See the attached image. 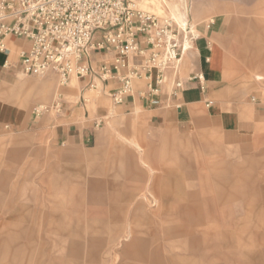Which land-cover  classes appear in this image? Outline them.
<instances>
[{
    "label": "rangeland",
    "instance_id": "obj_1",
    "mask_svg": "<svg viewBox=\"0 0 264 264\" xmlns=\"http://www.w3.org/2000/svg\"><path fill=\"white\" fill-rule=\"evenodd\" d=\"M131 1L141 10L164 13L159 0ZM206 1L215 2L209 4L210 15H219L223 21L225 64L219 92H226L225 99L221 97L227 109L249 103L261 109L255 139L245 146L226 145L206 122L182 131L174 118L154 124L141 107L138 112L118 110L110 117L107 112L116 108L110 87L94 88L80 82L66 94L64 89L75 75L61 84L50 74L21 73L20 79L30 85L47 79L55 90L48 101L49 111L37 115L34 108L38 102L32 101L27 122L0 123V238L29 243L32 250L27 252L33 254L29 264H54L51 256L64 254L67 245L58 242L63 237L61 230L68 229L82 242L85 252L69 256L62 264L120 263L119 255L104 263L105 249H123L129 241L126 238L118 244H98L93 262L84 254L89 252L90 236L102 238L107 235L99 232L103 224L114 225L110 213L118 207L125 211L132 163L141 166L136 153L125 144L128 138H138L144 144L154 166L164 163L165 171L157 170V187L161 184L168 194L165 212L155 217L154 223L137 221L140 235L146 236L151 228L159 230L163 264H174L171 257L192 255L197 256V264H264V83L254 84L249 91L236 87L247 75L249 62L264 59V0ZM167 2L177 19L183 15L182 0ZM145 84L135 82L136 88ZM78 92L87 93L89 99L83 95L77 98ZM55 101L60 103L59 110L52 107ZM180 103L171 107L176 109ZM74 107L79 113H73ZM95 117L101 134L90 145L63 143L58 138L62 118L86 125ZM180 142L184 147L180 148ZM97 165L111 170L100 171ZM93 180L108 185L128 182L114 193L111 185L92 190ZM91 191L93 198L88 197ZM77 197H81L79 203ZM182 206L188 213L183 221L175 214ZM141 208L149 211L146 203H141ZM62 215L65 218L58 220ZM181 228L188 234L175 235Z\"/></svg>",
    "mask_w": 264,
    "mask_h": 264
},
{
    "label": "crops",
    "instance_id": "obj_2",
    "mask_svg": "<svg viewBox=\"0 0 264 264\" xmlns=\"http://www.w3.org/2000/svg\"><path fill=\"white\" fill-rule=\"evenodd\" d=\"M210 3L212 5L215 4L213 1L207 2L206 0H182L181 3L180 12L186 16V23L182 27L190 29L194 38L196 37L195 40H190L189 48L187 46L184 51L181 64V78L184 85L181 91L176 96H173L169 93V87L164 86L159 96L161 103L153 105L150 102V95L145 94L147 85L145 84V86L139 88L137 86L136 90L126 98L124 103L115 104L116 108L110 109L106 115L112 117L118 110H135L138 112L139 107H141L149 113L154 124H161L162 121L174 118L177 121L178 129L182 131L191 130L206 122L218 132L222 142L226 145L245 146L255 139L260 126L261 109L253 103L238 104L227 109L222 99V97L225 99L226 92H219L223 74L222 67L225 64V47L220 31L223 21L219 15H216V17L210 15ZM203 17L206 19L201 20ZM27 44L24 40L11 37L8 39V50L0 51V123L9 122L14 125H22L27 122L29 104L32 101L38 102L36 107L44 106L46 108L44 111H49L48 101L55 94L54 88L47 79L36 80L32 85L28 81L20 79V74L23 72L19 66L18 54ZM93 61L96 65L106 61L115 74L120 71H126V67L121 65L126 60L117 55L104 56L102 53H96ZM49 74L58 80L54 74ZM152 79H155L154 74ZM80 82L89 86L87 80L72 78L65 87L64 92L68 94L73 89H77L80 86ZM262 83H264L263 58L249 62L247 75H244L236 82V87L239 90L249 91L254 84ZM119 85L117 80H110L108 83L102 84L100 80L96 79V88L110 87L114 92ZM82 95L85 99H89L87 93L81 94V92H78L77 98ZM212 97H215L216 101H212ZM178 101L182 103L178 104L176 109L171 107L173 106L172 104ZM210 101L211 103L209 104ZM203 104L207 108H204ZM73 113H79L77 107L73 108ZM32 119L35 120L36 118L33 117ZM61 120L59 122L61 126L58 138L63 143L90 145L101 134L100 124L96 117L93 120H87L86 125L71 122V120L65 121V118ZM183 143H179L180 148L184 147ZM125 144L133 149L141 165L139 166L135 162L132 163L134 167L130 173L131 179L129 182L127 181L129 186L125 196L127 200L124 206L125 211L123 207H118L115 212L110 213V222H113L114 225L103 224L99 232L107 233V235L102 238L89 237L90 248L89 252L84 254V257L93 262L97 258L96 246L98 244L106 246L110 243L118 244L121 242V238H126L129 241L125 243L123 249L117 250L114 246L105 249L104 263L113 262L114 258L119 255L121 258L119 264H163L164 260L160 256L161 246L158 241L159 230L151 228L146 236L140 235L137 221L142 220L154 223L155 217L161 216L165 212L168 194L161 184L157 187L159 179L157 170L158 168L163 170L164 163L160 162V167L154 166L149 161L148 151H146L144 144L138 138L125 139ZM257 161L261 162V160ZM96 167L100 171L111 170V168L99 165ZM114 168L113 164L112 169ZM125 183L121 185L111 182L109 185L114 189L113 192L116 193L120 187H126L127 184ZM109 185L98 180L91 182L92 190H102L107 186L109 187ZM92 194V191L89 192L88 197L93 198L94 194ZM75 201L79 203L81 197L75 198ZM141 203H146L149 211H144L141 208ZM175 214L183 221V216L188 214L186 206L179 207ZM64 218L65 216L62 215L58 220H63ZM122 222H125V226L122 225ZM59 230H61L60 226ZM185 230L184 228L178 229L174 234L186 235L188 232ZM65 231L61 230L63 237L58 242L67 244L66 249H64V254L58 252V254L51 256L54 264H62L69 256L79 257L80 254H83L84 246L82 242L75 240L70 229ZM23 232H25V229ZM23 235L22 233L20 237L22 238ZM168 236H172V233L169 232ZM149 246H153V248L149 249ZM27 249L32 250L29 243L26 245V242L17 243L12 238L4 240L0 238V263L29 264L33 254H29ZM171 261L174 264H197V256L171 257Z\"/></svg>",
    "mask_w": 264,
    "mask_h": 264
},
{
    "label": "built area",
    "instance_id": "obj_3",
    "mask_svg": "<svg viewBox=\"0 0 264 264\" xmlns=\"http://www.w3.org/2000/svg\"><path fill=\"white\" fill-rule=\"evenodd\" d=\"M11 37L28 43L18 54L23 73H52L61 84L75 75L95 88L96 79L102 84L117 80L120 85L111 94L115 104L136 90V80L146 82L153 105L161 103L164 86L176 96L184 85L185 38L178 23L131 0H0V51L8 50ZM96 53L122 57L126 71L115 74L106 61L96 65ZM53 107L61 108L57 101Z\"/></svg>",
    "mask_w": 264,
    "mask_h": 264
},
{
    "label": "bare ground",
    "instance_id": "obj_4",
    "mask_svg": "<svg viewBox=\"0 0 264 264\" xmlns=\"http://www.w3.org/2000/svg\"><path fill=\"white\" fill-rule=\"evenodd\" d=\"M160 1V3H161V5H162V7H163V9H164V13H159V12H157V13H159L160 15H163V16H168V17H170L172 20H174V21H176L177 23H178V26H179V28H180V33H181V35H182V39H184L185 38V50H186V47L187 48H189V46H190V40H191V38H194V35H193V33L190 31V29H185L184 27H182L185 23H186V16H185V14H183L182 16H180V14H179V19H178V21H177V19H176V17H175V15L172 13V11H171V9H170V7H169V4H168V2H167V0H159ZM155 11V10H154ZM154 75H155V73H154ZM99 80V79H98ZM40 111H44V110H46V108L44 107V106H39V107H37ZM41 114V113H40ZM40 114H38V115H40Z\"/></svg>",
    "mask_w": 264,
    "mask_h": 264
}]
</instances>
